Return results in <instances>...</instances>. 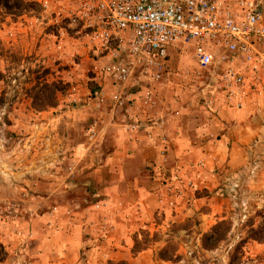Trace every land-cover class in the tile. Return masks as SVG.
Segmentation results:
<instances>
[{"label":"rangeland","instance_id":"rangeland-1","mask_svg":"<svg viewBox=\"0 0 264 264\" xmlns=\"http://www.w3.org/2000/svg\"><path fill=\"white\" fill-rule=\"evenodd\" d=\"M24 1L19 17L0 10V75L8 70L16 74L10 84L0 81V96L6 99L0 109V259L9 256L2 239L31 241V230L26 234L23 225L45 214L50 218L58 207L69 206L81 215L94 211L95 231L87 237L88 250L100 247L102 252L97 264H124L115 258L117 248L111 242L114 201L93 182L84 189L70 188L80 166L73 161L74 148L87 145L91 163L96 165L98 157L113 152L116 127L130 132L129 127L136 124L141 130L142 124L152 125L164 117L157 122L148 117L134 119L129 100L119 108L116 99L122 86L101 71L113 58L87 48L79 29L68 25L70 11H78L77 0ZM169 65V84L143 78L140 103L146 107L142 94L149 89L154 94L153 109H163L168 86L175 108L184 109L193 148L187 152L196 155L182 167L181 178L191 179L193 187L183 188L176 208L167 204L156 214L153 223L162 226L158 232L139 228L132 238V254L164 241L156 255L159 264H264V244L248 240L264 223V102L245 105L238 112L243 118L228 119L224 116L228 110L217 106L211 112L205 107L213 79L199 70L191 51H170ZM36 78L40 89L44 87L34 101L25 94ZM131 89L126 87L124 95ZM236 140L239 147H232ZM42 167L49 172L57 169L58 180L53 175L42 177ZM167 200L172 198L168 195ZM73 214L65 211L62 224L53 230L67 229ZM222 219L230 227L226 239L213 249L205 248L204 236ZM21 244L9 262L34 264L33 259H17ZM164 250L168 260L161 258Z\"/></svg>","mask_w":264,"mask_h":264},{"label":"built area","instance_id":"built-area-1","mask_svg":"<svg viewBox=\"0 0 264 264\" xmlns=\"http://www.w3.org/2000/svg\"><path fill=\"white\" fill-rule=\"evenodd\" d=\"M77 6L68 25L79 29L87 48L116 59L101 70L115 85H126L135 74L167 83L170 51L188 50L213 79L209 111L264 102V0H77ZM142 99L153 109L151 90ZM116 103L122 108L125 101L117 97ZM192 187L191 179L175 175L163 181L159 196L176 208L183 188Z\"/></svg>","mask_w":264,"mask_h":264},{"label":"crops","instance_id":"crops-1","mask_svg":"<svg viewBox=\"0 0 264 264\" xmlns=\"http://www.w3.org/2000/svg\"><path fill=\"white\" fill-rule=\"evenodd\" d=\"M107 57L110 60L112 58L110 55ZM138 76L135 74L134 79L120 86L121 93L118 97L132 102L133 109L130 110V115L134 119L144 121L145 117H148L156 122L159 121L160 116L164 119L152 125L142 124L141 130L138 128L130 132L127 129H121V125H119L120 128L116 127L113 152L109 156L98 157L96 165L91 163L87 145L76 146L73 161L80 166L72 176L69 185L70 188L84 189L88 185L91 186L93 182L102 195L111 197L114 201L115 232L111 236V242L117 248L115 258L120 259L124 264H159L156 261V255L166 242H153L151 246L134 255L132 254V238L140 227L146 228L150 233L161 229L160 224L153 223L156 214L162 208L167 209L164 196H159L163 192L161 181L170 175L182 176V167L187 161L193 160L196 154L187 152V149L191 147L187 138V115L184 109L175 108L169 87L166 86L163 92L166 106L163 109L148 110L140 103L145 84L143 77L138 78ZM129 86L132 89L124 95L125 88ZM238 112L224 111V116H228V119L245 116ZM118 113L119 110L117 115ZM195 132L201 134L199 130ZM238 142L240 141L232 142L231 146L239 147ZM190 149L193 150V148ZM58 173L57 169H52L50 172L45 167L41 169L42 177L49 178V175H53L56 181ZM55 185H57L56 182H51L52 188H55ZM67 210L74 212L71 224L67 226V229L64 227L56 233L53 229L62 224L64 219L62 215ZM92 212L94 211H86L81 215L77 213L75 207L60 206L55 214H48L50 218L45 214L40 219L23 225L26 234L29 229L31 230V241L5 238L1 242L6 244L9 256L22 242L17 253V259L22 262L33 259L34 264H97L102 255V252H98L100 247L88 250L91 241L87 235L94 234L95 231V227L92 226L94 223ZM9 256L0 259V264H11ZM161 264L173 263L161 262Z\"/></svg>","mask_w":264,"mask_h":264},{"label":"trees","instance_id":"trees-1","mask_svg":"<svg viewBox=\"0 0 264 264\" xmlns=\"http://www.w3.org/2000/svg\"><path fill=\"white\" fill-rule=\"evenodd\" d=\"M24 2H25L24 0H0V10L4 11L7 15L9 14L11 16L19 17L23 12L22 6H24ZM15 75L16 74L14 72L8 70L6 74L0 75V81L10 84L12 81L16 80V78H14ZM38 80H39L38 78L35 79L34 84L32 83L33 86L30 89H28L25 94L28 98L33 99L34 101L38 100L37 95L39 94V91H42V88L44 87L42 85L43 87L40 89V84ZM57 91L59 90L56 89L55 92ZM5 101H6L5 97L0 96V109L5 104ZM229 231H230V227L228 221L223 219L220 220L212 227L211 231L204 236L203 238L204 247L207 249L215 248L218 244H220L226 239ZM248 240L251 242H256L258 244H264V223H262V226L258 228V231H256V233L250 236ZM142 249L144 250V248ZM142 249L134 250V253L139 252ZM238 250L239 248H237L235 252H237ZM163 252L161 254V258L163 260H168V258H166L165 256L166 255L165 250Z\"/></svg>","mask_w":264,"mask_h":264}]
</instances>
